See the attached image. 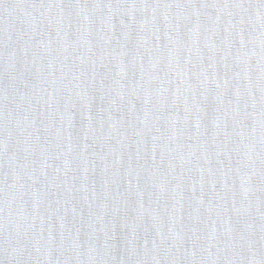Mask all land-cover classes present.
<instances>
[{"label": "water", "instance_id": "water-1", "mask_svg": "<svg viewBox=\"0 0 264 264\" xmlns=\"http://www.w3.org/2000/svg\"><path fill=\"white\" fill-rule=\"evenodd\" d=\"M0 264H264V0H0Z\"/></svg>", "mask_w": 264, "mask_h": 264}]
</instances>
